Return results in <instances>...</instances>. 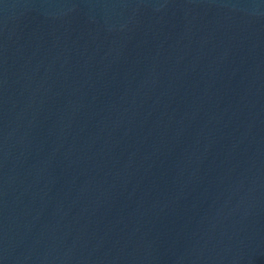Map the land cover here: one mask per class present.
I'll list each match as a JSON object with an SVG mask.
<instances>
[{
	"label": "water",
	"instance_id": "1",
	"mask_svg": "<svg viewBox=\"0 0 264 264\" xmlns=\"http://www.w3.org/2000/svg\"><path fill=\"white\" fill-rule=\"evenodd\" d=\"M0 264H264V0H0Z\"/></svg>",
	"mask_w": 264,
	"mask_h": 264
}]
</instances>
